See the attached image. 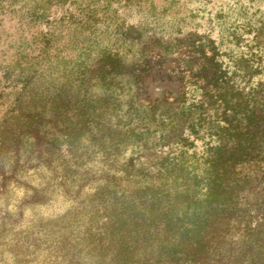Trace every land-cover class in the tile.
<instances>
[{"label": "rangeland", "instance_id": "1", "mask_svg": "<svg viewBox=\"0 0 264 264\" xmlns=\"http://www.w3.org/2000/svg\"><path fill=\"white\" fill-rule=\"evenodd\" d=\"M85 75L88 117L103 125L55 162L90 176L76 180L83 193L54 184L28 203L11 189L0 264H57L97 232L90 198L119 213L131 187L153 185L154 199L189 188L169 216L195 264H264V0H0V133L30 88Z\"/></svg>", "mask_w": 264, "mask_h": 264}, {"label": "trees", "instance_id": "2", "mask_svg": "<svg viewBox=\"0 0 264 264\" xmlns=\"http://www.w3.org/2000/svg\"><path fill=\"white\" fill-rule=\"evenodd\" d=\"M91 85L90 78L85 75L67 88L55 86L49 91L40 83L22 94L17 110L0 133V212L9 215V211L1 206V200L14 187L21 189L20 199L28 203L39 202L54 184L58 186L56 195L74 200L82 195L85 183L76 180H87L90 176L86 173L74 175L77 170L68 171L66 166L60 170V163H56L62 157L61 147L68 146L71 141L79 142L83 134L103 125L91 122L88 117L94 113L89 100ZM90 140L97 139L90 137ZM35 174L43 180L39 186L31 184L30 178ZM173 189L171 186L164 189L167 192L164 199H154L153 194L163 190L158 189L156 193L154 185L133 186L132 198L126 200V210L119 213L112 212L113 207L108 210L114 205L104 204L106 212L99 214L96 202L90 198L83 209L95 212L93 216L99 223H96L97 232L91 234L88 241L85 235L81 239L75 238L77 244H84L82 249L71 248L74 251L69 257L57 255L60 258L57 264H84L76 257L87 247H91L87 250H93L96 259L88 264H195V259L187 256L188 251L181 244L175 246V241L171 240L175 228L169 212L178 213L177 205L184 195H190L189 188L186 191ZM104 203L108 202L105 200ZM113 213L115 217H112ZM102 215L108 224L101 221ZM123 248L130 252L133 260L122 258Z\"/></svg>", "mask_w": 264, "mask_h": 264}]
</instances>
